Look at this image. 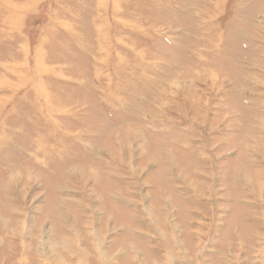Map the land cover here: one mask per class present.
Listing matches in <instances>:
<instances>
[{
  "label": "rangeland",
  "instance_id": "rangeland-1",
  "mask_svg": "<svg viewBox=\"0 0 264 264\" xmlns=\"http://www.w3.org/2000/svg\"><path fill=\"white\" fill-rule=\"evenodd\" d=\"M0 264H264V0H0Z\"/></svg>",
  "mask_w": 264,
  "mask_h": 264
}]
</instances>
